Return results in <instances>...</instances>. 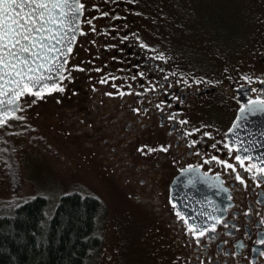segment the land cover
<instances>
[{
    "label": "flooded vegetation",
    "instance_id": "obj_1",
    "mask_svg": "<svg viewBox=\"0 0 264 264\" xmlns=\"http://www.w3.org/2000/svg\"><path fill=\"white\" fill-rule=\"evenodd\" d=\"M97 1L80 0L81 29L57 84L65 81L71 97L57 88L40 95L50 105L61 99L71 105L77 127L84 126L82 145L125 176L115 191L117 208H126L120 227L158 237L170 264H264V244L258 243L264 240V154L249 156L232 140L241 109L264 108L253 103L264 100V14L255 68L232 82L206 85L140 38L132 6L102 0L97 9ZM202 23L211 30V21ZM217 37L220 46L228 40ZM223 101L235 110L221 109ZM183 173L209 180L205 199L184 205L172 197ZM105 227L101 220V234Z\"/></svg>",
    "mask_w": 264,
    "mask_h": 264
},
{
    "label": "rangeland",
    "instance_id": "obj_2",
    "mask_svg": "<svg viewBox=\"0 0 264 264\" xmlns=\"http://www.w3.org/2000/svg\"><path fill=\"white\" fill-rule=\"evenodd\" d=\"M100 1L94 4L97 9ZM123 1L128 8L135 9H131V13L136 18V28L142 32L140 38H145V42L158 50L160 58L196 83H229L236 76L245 77L255 68L263 0ZM106 14L110 12L106 10ZM184 16L186 19H182ZM203 20L213 23L212 32ZM221 34L228 40L220 46L215 37ZM58 88V95L71 97L65 81ZM220 108L229 113L235 110L228 101H223ZM37 110V128L32 136L25 133L26 128L32 127L21 124L20 129L9 133L15 140L8 142V146L12 145L9 150H0V210L9 209L13 203L21 204L42 191L48 194L50 201H56L60 195L82 187L99 197L105 209L100 216V221L106 225L101 238L103 249L91 264H170L167 249L157 246L158 237H144L132 226L120 227L126 208L124 203L117 208L121 196L115 191L122 188L125 176L113 173L104 159L82 145L80 134L84 126L77 127L78 115L71 105L61 99L52 105L43 102ZM5 131L0 130V133Z\"/></svg>",
    "mask_w": 264,
    "mask_h": 264
},
{
    "label": "trees",
    "instance_id": "obj_3",
    "mask_svg": "<svg viewBox=\"0 0 264 264\" xmlns=\"http://www.w3.org/2000/svg\"><path fill=\"white\" fill-rule=\"evenodd\" d=\"M29 96L30 100L21 101L15 117L0 126L6 130L0 133V150H9L12 145L8 142L15 141L9 133L20 129L19 125H30L25 133L31 136L37 128L36 108L47 101V95ZM42 192L0 210V264L93 263L103 249L99 224L104 205L100 198L82 187L56 201Z\"/></svg>",
    "mask_w": 264,
    "mask_h": 264
},
{
    "label": "snow or ice",
    "instance_id": "obj_4",
    "mask_svg": "<svg viewBox=\"0 0 264 264\" xmlns=\"http://www.w3.org/2000/svg\"><path fill=\"white\" fill-rule=\"evenodd\" d=\"M83 7L79 0H0V94L8 95L4 89L10 84L14 85L11 91L15 97L24 95L25 90L31 93V88H36L31 94L40 98L41 91L49 87L48 81L62 78L60 69L64 65L59 58L71 52ZM56 9H59L58 17L52 14ZM65 9L71 13L70 17ZM66 19L69 20L68 30L63 34L51 27L59 24L63 29ZM69 32L73 35L69 36ZM54 52L57 53L55 57L52 55ZM41 70L55 71L56 77L45 75ZM51 87L56 89L58 85L54 82ZM58 90L63 91V88ZM7 103L15 104L16 100L9 99ZM253 103L264 105V100ZM3 104L4 101L0 100V105ZM241 112H244L243 108ZM3 123L4 120L0 119V126ZM238 126L235 124L234 128ZM244 150L248 151L247 148ZM237 160L243 166L244 162L239 156ZM224 163L226 167H233ZM260 171L264 172V169ZM258 243L264 244V240Z\"/></svg>",
    "mask_w": 264,
    "mask_h": 264
},
{
    "label": "water",
    "instance_id": "obj_5",
    "mask_svg": "<svg viewBox=\"0 0 264 264\" xmlns=\"http://www.w3.org/2000/svg\"><path fill=\"white\" fill-rule=\"evenodd\" d=\"M80 2V0H79ZM27 11V9H25ZM66 12H68V9H65ZM54 16H59V9H56L52 13ZM68 16H71V13L68 12ZM81 20H82V10L80 14L79 21L77 22V26L79 28V31L74 33L75 40L73 41L71 45V49L74 47L76 39L79 36V32L81 29ZM65 27L62 29L59 24H53L51 27L56 30L60 31L61 34H63L64 31L68 30L69 20H64ZM73 35L72 32H69V36ZM66 42V41H65ZM51 43H55V41H52ZM59 47V46H58ZM52 55L55 57L57 53H52ZM70 57V53L67 54L66 57L60 56L59 62L63 63L64 67L63 69H60V72L64 74V69L66 67L67 61ZM66 61V62H65ZM45 75H50L53 77H56V72H46L44 70H41ZM39 75V73H37ZM62 79V78H61ZM61 79L59 80H50L48 81V88H45L41 93L46 92L47 90L51 89V85L55 82L58 84ZM14 87V85H6L4 91L8 92V95H2L0 94V100L4 101L3 105H0V119L4 120V123L17 114L20 107V101L19 99L22 98L24 95L15 97L12 93L11 89ZM31 87V86H29ZM36 88H31L32 92H35ZM26 92V90H25ZM9 99H15V104H8L7 101ZM6 113V115H5ZM3 123V124H4ZM239 126L237 127L236 132L233 135V142L239 146V148L247 155L252 157H258L264 154V108L256 105H248L244 112H240L239 119L237 123ZM247 148L248 151H245L244 149ZM209 184V180L204 179H198L195 178L192 173H183L179 177H177L172 184V197L176 200L178 199L180 202L191 204L197 199H205L208 195L206 194L207 185Z\"/></svg>",
    "mask_w": 264,
    "mask_h": 264
}]
</instances>
